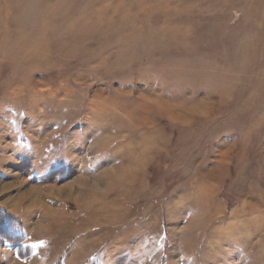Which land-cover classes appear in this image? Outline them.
<instances>
[{"label": "rangeland", "instance_id": "obj_1", "mask_svg": "<svg viewBox=\"0 0 264 264\" xmlns=\"http://www.w3.org/2000/svg\"><path fill=\"white\" fill-rule=\"evenodd\" d=\"M0 207L22 264H264V0H0Z\"/></svg>", "mask_w": 264, "mask_h": 264}, {"label": "trees", "instance_id": "obj_2", "mask_svg": "<svg viewBox=\"0 0 264 264\" xmlns=\"http://www.w3.org/2000/svg\"><path fill=\"white\" fill-rule=\"evenodd\" d=\"M21 229V230H20ZM0 236L7 242L17 245L18 254L22 257L26 254L22 251V228L19 220L0 207Z\"/></svg>", "mask_w": 264, "mask_h": 264}, {"label": "crops", "instance_id": "obj_3", "mask_svg": "<svg viewBox=\"0 0 264 264\" xmlns=\"http://www.w3.org/2000/svg\"><path fill=\"white\" fill-rule=\"evenodd\" d=\"M0 238V264H22L17 249Z\"/></svg>", "mask_w": 264, "mask_h": 264}, {"label": "bare ground", "instance_id": "obj_4", "mask_svg": "<svg viewBox=\"0 0 264 264\" xmlns=\"http://www.w3.org/2000/svg\"><path fill=\"white\" fill-rule=\"evenodd\" d=\"M31 190H32V189H31ZM33 190H34V189H33ZM28 192H30V191L28 190ZM33 192H34V191H33ZM31 193H32V192H31ZM25 194H26V193L24 192V195H25ZM27 194H28V193H27ZM27 194H26V196L29 197L28 195H29L30 193H29L28 195H27ZM19 196H20V195H19ZM21 198H22V197H21ZM30 199H31V198H30ZM31 201H32V199H31ZM33 201H34V200H33ZM29 202H30V201H29ZM31 203H32V202H31ZM35 205H36V204H35ZM29 206H30V205H29Z\"/></svg>", "mask_w": 264, "mask_h": 264}]
</instances>
